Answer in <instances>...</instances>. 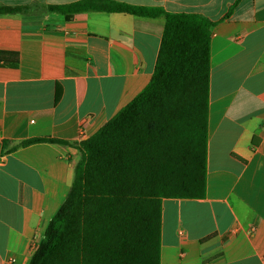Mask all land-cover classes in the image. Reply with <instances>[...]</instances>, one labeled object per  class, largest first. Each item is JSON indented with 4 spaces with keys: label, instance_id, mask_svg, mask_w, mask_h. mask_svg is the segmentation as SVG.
<instances>
[{
    "label": "crops",
    "instance_id": "crops-1",
    "mask_svg": "<svg viewBox=\"0 0 264 264\" xmlns=\"http://www.w3.org/2000/svg\"><path fill=\"white\" fill-rule=\"evenodd\" d=\"M78 0H0L3 6ZM201 15L210 36L206 194L163 199L160 264H264V0H114ZM164 16L0 15V264H28L93 135L149 82ZM50 137L69 144L24 140Z\"/></svg>",
    "mask_w": 264,
    "mask_h": 264
},
{
    "label": "trees",
    "instance_id": "trees-1",
    "mask_svg": "<svg viewBox=\"0 0 264 264\" xmlns=\"http://www.w3.org/2000/svg\"><path fill=\"white\" fill-rule=\"evenodd\" d=\"M69 21L89 12L164 16L148 84L93 135L79 143L69 192L28 264H160L163 199L206 194L210 36L214 22L114 0L62 5H0V15L35 8ZM0 51V62L16 66ZM69 144L50 137L24 140Z\"/></svg>",
    "mask_w": 264,
    "mask_h": 264
},
{
    "label": "rangeland",
    "instance_id": "rangeland-1",
    "mask_svg": "<svg viewBox=\"0 0 264 264\" xmlns=\"http://www.w3.org/2000/svg\"><path fill=\"white\" fill-rule=\"evenodd\" d=\"M34 11H36V10H39V11H44L42 8H35V9H33Z\"/></svg>",
    "mask_w": 264,
    "mask_h": 264
},
{
    "label": "built area",
    "instance_id": "built-area-1",
    "mask_svg": "<svg viewBox=\"0 0 264 264\" xmlns=\"http://www.w3.org/2000/svg\"><path fill=\"white\" fill-rule=\"evenodd\" d=\"M3 140V136L2 134H0V142Z\"/></svg>",
    "mask_w": 264,
    "mask_h": 264
}]
</instances>
